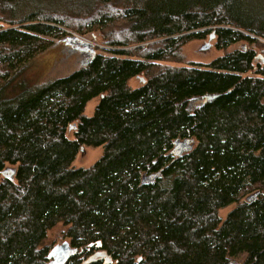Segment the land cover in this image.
Instances as JSON below:
<instances>
[{
	"label": "trees",
	"instance_id": "obj_1",
	"mask_svg": "<svg viewBox=\"0 0 264 264\" xmlns=\"http://www.w3.org/2000/svg\"><path fill=\"white\" fill-rule=\"evenodd\" d=\"M210 38L246 45L160 65ZM260 39L264 0H0V264H50L58 225L75 250L65 264H264ZM57 44L88 60L30 85L24 68ZM85 147L103 154L75 168Z\"/></svg>",
	"mask_w": 264,
	"mask_h": 264
},
{
	"label": "rangeland",
	"instance_id": "obj_2",
	"mask_svg": "<svg viewBox=\"0 0 264 264\" xmlns=\"http://www.w3.org/2000/svg\"><path fill=\"white\" fill-rule=\"evenodd\" d=\"M71 33V32H70ZM73 34V33H72ZM81 39L83 43H88L96 49L101 50L100 52L106 56H109L108 53L111 48L104 46L103 42L98 39V37L94 38L91 34L86 36H79L77 34H73ZM260 43L263 46L264 40L260 39ZM207 44L210 46L206 47ZM147 45V44H145ZM245 43H240L229 47L226 51L218 50L215 46V42H209V40L205 41H193L186 46L183 47L180 58H178L175 62H165L160 65L163 66H174L180 67L193 64L205 65L209 64L214 59L220 57L226 52H234L236 50H242ZM144 46V45H143ZM104 49V50H103ZM258 54L261 55L260 48L256 49ZM88 60V56H85L82 53L81 48L74 46H66L64 44H57L55 47L46 51L45 53L39 55L35 58L29 65H27L23 72L22 78L28 82L30 85H41L47 83L51 80L65 77L78 68H80L86 61ZM143 81L139 78H134L131 81V85L134 88L139 87ZM99 99L91 101L87 108L86 114L88 116H92L94 113V109L97 106ZM202 102H194V107H199ZM103 149L100 148H91L85 147L84 152H80L77 156L74 167L75 168H89L94 165L102 156ZM234 206H230L220 212V216L224 219L228 213L233 210ZM66 228L58 225L56 226L50 233L48 234V238L45 242V245H48L51 250L55 247H60L65 243H69V240L65 236Z\"/></svg>",
	"mask_w": 264,
	"mask_h": 264
},
{
	"label": "water",
	"instance_id": "obj_3",
	"mask_svg": "<svg viewBox=\"0 0 264 264\" xmlns=\"http://www.w3.org/2000/svg\"><path fill=\"white\" fill-rule=\"evenodd\" d=\"M213 40L212 38L209 39V42L211 43ZM210 46L209 44H207L206 47ZM220 95H209V96H205L203 99L205 100V102H209L212 100H215L216 98H218ZM193 141L191 140H187L184 142H178L176 145V148L174 149L173 153L176 156H181L184 153H187L191 150V143ZM82 152H84V148H82L81 150ZM9 174H11L9 171H6L3 173L4 176H8ZM155 176L151 177V180H153ZM257 193L252 195L248 200L253 202L257 199ZM75 250H73L69 243H65L60 247H55L50 255L49 258H52L53 261L50 264H65L69 258L74 254Z\"/></svg>",
	"mask_w": 264,
	"mask_h": 264
}]
</instances>
